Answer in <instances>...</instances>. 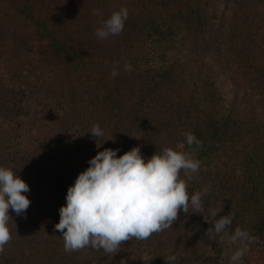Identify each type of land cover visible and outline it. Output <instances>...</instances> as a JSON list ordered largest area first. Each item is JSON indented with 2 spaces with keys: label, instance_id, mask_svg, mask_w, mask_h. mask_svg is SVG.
<instances>
[{
  "label": "trees",
  "instance_id": "obj_1",
  "mask_svg": "<svg viewBox=\"0 0 264 264\" xmlns=\"http://www.w3.org/2000/svg\"><path fill=\"white\" fill-rule=\"evenodd\" d=\"M237 2L222 33L230 42L225 63L264 107V0ZM210 3L0 0V166L29 185L25 195L31 201L25 215L9 210L12 237L38 247L36 252L53 264H165L162 256L169 250L188 264H227L221 260L227 244L206 230L213 227L212 211L231 212L232 230L238 226L259 238L243 264H264V119L256 104L225 106L200 64L168 57L181 34L205 31ZM121 7L129 12L122 34L99 40L95 28ZM93 9L101 15H93ZM34 46L37 57L31 58ZM125 61L134 71L124 70ZM113 67L119 72L115 78ZM49 76L58 78V104L40 89ZM97 123L104 136L96 140L88 131ZM186 132L203 142L199 160L232 153L226 157L229 168L224 162L216 172L199 171L189 183L190 194L211 185L202 213L181 211L172 228L145 241L122 242L112 255L91 247L64 250L62 233L55 229L59 209L66 205L68 187L98 151L119 149L121 156L140 146L146 159L165 147L190 151ZM237 159L240 180L234 176ZM149 241L145 249L143 242ZM11 242L0 264L17 258L10 256Z\"/></svg>",
  "mask_w": 264,
  "mask_h": 264
},
{
  "label": "clouds",
  "instance_id": "obj_2",
  "mask_svg": "<svg viewBox=\"0 0 264 264\" xmlns=\"http://www.w3.org/2000/svg\"><path fill=\"white\" fill-rule=\"evenodd\" d=\"M92 14L101 15L95 9ZM128 16V9L121 7L100 22L94 30L95 36L106 40L122 34ZM123 68L134 71L127 61ZM110 75L115 78L119 72L113 67ZM88 132L96 140L104 136L98 123ZM184 136L190 151L165 147L147 159L140 146L121 156H117L119 149L98 151L88 161L89 167L68 187L66 205L59 209L60 220L55 229L62 233L64 250L71 253L91 247L112 255L122 242L145 241L172 228L181 211L202 213L205 198L212 191L211 185L191 194L188 188L201 168L196 153L203 142L191 132ZM100 146L97 143V148ZM29 191V185L16 172L0 166V255L12 240L9 223L13 219L9 210L16 216L25 215L31 204L25 195ZM218 214L216 211L210 213L213 227L206 230V235L215 233L218 243L228 245L222 261L226 258L228 264H243L250 245L259 243V238L238 226L232 230L234 216L231 212L223 216ZM169 253L164 257L165 264H175L178 257L172 250Z\"/></svg>",
  "mask_w": 264,
  "mask_h": 264
},
{
  "label": "rangeland",
  "instance_id": "obj_3",
  "mask_svg": "<svg viewBox=\"0 0 264 264\" xmlns=\"http://www.w3.org/2000/svg\"><path fill=\"white\" fill-rule=\"evenodd\" d=\"M237 1L238 0H211L208 7L209 19L207 26H205V31L198 32V34L195 35H189L188 37L187 35L181 34L177 38V44L174 49L168 53V57H179L194 65L200 64L209 72L211 78L215 81V85L223 98L225 106L244 108L251 107L256 104V110L264 119V107L258 104V97L251 93L248 84H244L241 80H235L236 76H234L232 68L227 67L224 59L226 49L230 46V42L227 41V37L222 33L225 30L226 24L232 17L230 12L233 7H237ZM34 47L30 54L31 58L37 57V47ZM233 70H235L234 66ZM57 80V77L55 78V76H49L45 77L44 83L40 82V89L42 93L45 94L44 98L46 97L45 99L48 100L52 96H55L56 104L60 102L62 95V92L60 93V89L57 86ZM231 154L230 150L227 151L225 155L218 152L216 155L213 154L210 155L209 158L200 160V171L204 174L205 172L208 173L210 171H212L211 173L216 172V168L223 169V163L226 162V157L229 155L231 158ZM226 164H228L227 167L229 168L232 161L226 162ZM225 170L227 171L226 167ZM225 170L223 171L227 173ZM234 171V176L240 180L242 171L239 159H237L235 163ZM197 175L198 173L195 174L196 177ZM262 188L264 192V185H262ZM12 241V246H10V249L8 250L12 253V255H10L12 258L16 256L17 258H14L11 264H43L45 258L41 253L36 252L38 247H27L26 243H23L16 234L12 237ZM151 243L152 241L143 242L145 245L144 248L148 249L146 246H151ZM23 244L25 246H23ZM226 248H228V245ZM6 252L7 250H5L3 254ZM168 254L169 253H165V255L162 256V259H164V257ZM181 256L184 257L183 255H180V257ZM178 261L180 264H188L187 261L183 262L177 259L176 262ZM44 264H53V261L45 260Z\"/></svg>",
  "mask_w": 264,
  "mask_h": 264
}]
</instances>
